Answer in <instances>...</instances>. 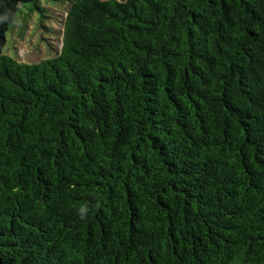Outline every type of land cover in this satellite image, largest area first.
Listing matches in <instances>:
<instances>
[{"label":"trees","instance_id":"1","mask_svg":"<svg viewBox=\"0 0 264 264\" xmlns=\"http://www.w3.org/2000/svg\"><path fill=\"white\" fill-rule=\"evenodd\" d=\"M0 264H264V0H0Z\"/></svg>","mask_w":264,"mask_h":264},{"label":"rangeland","instance_id":"2","mask_svg":"<svg viewBox=\"0 0 264 264\" xmlns=\"http://www.w3.org/2000/svg\"><path fill=\"white\" fill-rule=\"evenodd\" d=\"M41 4L46 7V17L41 19L37 11L25 14L31 5L28 4L7 33L4 53L21 63H37L61 51L63 18L69 2L42 1Z\"/></svg>","mask_w":264,"mask_h":264},{"label":"clouds","instance_id":"3","mask_svg":"<svg viewBox=\"0 0 264 264\" xmlns=\"http://www.w3.org/2000/svg\"><path fill=\"white\" fill-rule=\"evenodd\" d=\"M87 207L86 206H81L80 208H79V215L81 216V218H83L85 215H86V213H87Z\"/></svg>","mask_w":264,"mask_h":264}]
</instances>
